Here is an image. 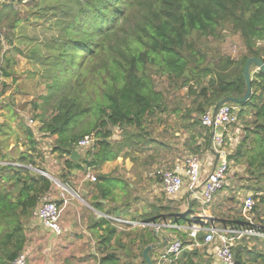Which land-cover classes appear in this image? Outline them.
Instances as JSON below:
<instances>
[{
  "label": "trees",
  "instance_id": "obj_1",
  "mask_svg": "<svg viewBox=\"0 0 264 264\" xmlns=\"http://www.w3.org/2000/svg\"><path fill=\"white\" fill-rule=\"evenodd\" d=\"M11 3L0 2V52L2 34L5 35L1 24L13 13ZM79 12L80 17L69 28L74 37L64 44L58 60L52 63L56 73L49 76L46 92L39 96L41 102H34L32 107L35 113L32 117L40 124V138L54 137L53 150L65 156L61 182L68 184L67 177L74 171H86L114 160L123 147L141 149L143 144L148 148L141 150L151 152L152 160L156 154L151 145L166 148L164 143L151 138L145 127L146 121L156 113H178L179 106L168 104L158 88L157 76L164 77L173 92L193 96L182 118L187 120L194 114L195 119L189 118L183 127H201L205 135L203 145L190 149L195 152L193 155L199 150L209 153L211 128L203 126L198 117L223 99L241 98L245 93L243 68L246 61L251 57L264 61V0H87ZM17 20L18 17L11 21V30ZM226 26L240 35L244 53L235 60L210 58L201 44L202 39L217 37L218 31ZM6 40L9 41L7 37ZM1 69L4 76H9L6 69ZM251 87L249 100L238 105V119L247 113L251 116L250 125L248 122L244 138L228 154L227 160L231 166L232 161L246 158L247 172L256 173L258 179H262L258 189H262L259 198L264 204V74H252ZM19 126L24 149L16 155L0 150V264H11L23 251L27 242L24 227L42 196L53 188L51 179L39 172L46 171L42 165L45 150L39 148L41 142L30 127L23 123ZM114 128L122 130L121 141H111ZM89 134L97 138L94 150L86 151L79 161L70 160L78 140ZM132 160L135 161L133 157ZM141 162L145 164V160ZM172 166L157 168L164 170ZM97 178L102 181L94 183L100 198L111 196L115 200L107 185L109 176L98 173ZM103 183L106 184L104 189ZM56 203L59 206V202ZM196 203L194 199L189 200L187 215L180 210L166 212L167 208H160L161 213H147L142 221L163 223L166 220L164 223L171 222L167 224L185 225ZM100 206L96 202L94 208L100 210ZM231 225L240 230L256 228L243 216L233 219ZM206 227H211L210 222ZM163 228L156 231L154 226H145L128 235L129 242L139 246L140 264H147L142 253L148 245L162 248L160 251L164 249L166 238L159 234ZM164 229L172 232L183 246L194 243L188 231ZM113 231L116 230L111 228L109 233ZM204 237L205 232L200 231L196 240L203 243ZM247 238L260 240L258 236L248 235L237 240L231 247L234 264L249 261L251 251L243 243ZM157 249L149 252L153 264H157L153 259ZM185 254L171 256L172 261L166 264H199L198 260L190 258L197 257L196 253L187 254L189 259L184 260ZM119 259L115 253L107 255L104 262L119 264ZM251 261L260 264L264 257L255 253Z\"/></svg>",
  "mask_w": 264,
  "mask_h": 264
},
{
  "label": "rangeland",
  "instance_id": "obj_2",
  "mask_svg": "<svg viewBox=\"0 0 264 264\" xmlns=\"http://www.w3.org/2000/svg\"><path fill=\"white\" fill-rule=\"evenodd\" d=\"M86 1L87 0H23L20 2L13 1L12 3L5 2L8 5L11 3L13 13L9 18L4 19L1 24L3 28L2 32L5 33V35L2 34V40L4 41L2 51L0 52V150L3 153L11 152L14 155L23 150L24 147L21 146V144L24 143V136L19 123H23L25 126L30 127L37 140L41 142L39 148L45 150L43 154L44 163H42V165L50 172L49 176L53 182V199L55 198L56 201L59 202V206H61L62 209L66 206V202H71L74 205L71 213L74 215L76 213V206H81L82 203L87 206L86 204L88 203L82 200L79 190L80 186L75 181V178L72 179L67 177L69 179L68 184H63L61 182L60 176L63 173V161L65 156L53 150L55 145L54 137L48 139L40 138L41 134L38 129L40 124L37 119H33L32 117L35 115L32 111V107L34 102H41L39 96L45 94L46 84L50 81L49 76L56 73L52 67V63L58 60V54L62 50L64 44L69 42L71 37H74L69 28L71 25H74L76 20L80 17L79 11ZM16 17H18V20L15 22L14 29L11 30L10 23L12 20H15ZM5 36L9 41L6 40ZM201 44L203 47H206L210 58L215 60L220 57H229L235 60L244 53L240 35L228 26L220 29L217 37L203 38ZM260 44L263 45V42H260ZM1 68L6 69L10 73L9 76H4ZM254 70L255 68H253L252 74ZM155 82L158 88L163 91L164 98L168 104L172 107L179 106L177 108L178 113H156L154 117L149 118L145 123L146 129L150 132V137L152 136L157 139L158 142L164 143L166 148L151 145L152 149L154 148V154H156L154 160L149 158V156L152 155L151 152L142 151L148 148L143 144H141V147L144 148H141L142 150L123 147L120 156L126 158L127 155H130L128 158L130 160L133 157L135 160L133 162L137 169H139V164L142 165L141 169L136 171L141 175L142 182L146 184L145 192L148 207H151V205L154 206L157 203L162 205L161 208H167L166 212L181 211V209L183 210L182 212H184V210H186L185 207L179 208V203H186V198L183 196L187 193L186 188H183V192H181L182 199L167 198L162 191L159 180L152 177L150 173L156 167L169 168L174 164L177 158L182 159L187 155L195 153L190 148L195 149L197 145H203L205 135L203 134L204 131L199 126H191L189 128L183 127L189 118L195 119L194 114L189 118L185 117L187 120L182 118L193 96L180 95L178 92H173L171 84H168L164 77L157 76ZM238 110L240 111L239 107ZM37 112L40 111L37 110ZM198 119L201 121V117H198ZM250 119L251 116L244 113L242 117L238 119L237 124L230 126V133L237 136V144L244 138L245 127L248 125ZM30 120H32V122H30ZM122 136V130L120 128H114L111 141L115 138L117 139L116 142L121 141L123 139ZM94 148L95 145L88 150H94ZM88 150H85L82 154L85 155ZM197 153L196 156L200 159L204 157L207 158L208 156V153L205 151L201 152V150H199ZM210 158L208 160H210ZM144 160L145 164L141 162ZM203 163L205 165V171L207 172L211 162L208 163L206 160ZM247 168L245 157L241 158L239 162L232 161L226 177V182L229 186H224L223 189L234 186H236V189L231 190V188H229L227 197L217 192L213 196L212 202L218 195V199L214 202L219 203V210L213 211V208H210L212 205L211 202L209 211H213L215 216L223 221L230 218H242L243 198H245L247 194H250L256 201V205L250 215L253 218L254 224L259 227L260 231L263 230L264 232V204L261 203L259 198L263 193L260 191L262 189H258L261 188L263 182L262 179H258L256 173L250 175L247 172ZM122 172H125V170L122 169ZM97 174V171L91 170V176L97 178ZM205 175L206 173H203V177ZM121 176L122 178L125 177L124 174ZM95 182H98V178L95 181H90V183ZM259 183H261V185H259ZM149 202H153V204ZM196 207L197 204H195L193 213ZM82 208L88 211V208ZM64 209L61 212V216L65 214ZM204 209L208 208L205 207ZM164 221L166 220H163L161 224H164ZM116 226L119 228V230L118 228L116 229L119 231L120 238V243L117 242V244L120 245L117 250V254L120 257L119 264H126L127 262H129V264L132 262L140 264L141 257L139 246L134 249L135 245L133 246L131 242H129L128 235L133 234L134 230L139 231L141 228L131 225V229L129 230V228L124 225L116 224ZM168 232L174 235L172 232ZM122 236L126 237L125 243H121L123 241L121 238ZM243 243L248 247V250L251 251V254L248 256L249 261H247V264L256 263L251 261L255 253H259L264 257V239L262 237H260V240L247 238ZM158 249L159 252L162 248ZM154 255V257H156L157 252ZM200 264H208V261L201 258ZM260 264H264V261Z\"/></svg>",
  "mask_w": 264,
  "mask_h": 264
},
{
  "label": "crops",
  "instance_id": "obj_3",
  "mask_svg": "<svg viewBox=\"0 0 264 264\" xmlns=\"http://www.w3.org/2000/svg\"><path fill=\"white\" fill-rule=\"evenodd\" d=\"M116 140L117 139L115 138L112 140V142H116ZM79 152L82 154L84 151L79 150ZM207 155V158L204 157L201 159L202 162L207 160V162L210 163V160H208L210 157L213 160L210 163V168L206 174H208L216 164V158L212 155ZM84 156L85 155L82 154V159ZM128 158L129 157L125 158L119 155L114 160L105 161L100 166L87 168L85 172L78 170L71 174L70 178H75V181L80 186L79 190L82 200H84V202L88 203L89 205L86 204L87 206H85L82 203L81 206H76V213L74 215L71 213L73 211L74 205L69 201L66 202V206L63 207V209L65 208V214L60 216L62 231L59 235L55 234V232L49 228L43 226L35 217L31 218V220L24 227L27 242L23 252L26 254L28 262L33 264H49L51 262L55 264H103L104 259L107 258V255L118 253L117 250L120 247V245L116 243L117 241L119 242V240H117V237L119 236V228L116 226V224L127 226L129 230L131 229V225L138 228L152 226L153 222H143L142 218L146 217L147 213H161L160 208L162 205L156 203L154 206L151 205V207H148L145 192L146 184L142 182L140 177L141 175L136 171L140 170L142 165L139 164V169H137L133 160ZM12 164L18 165L17 163ZM122 169H124L125 172H122ZM91 170L109 176L110 180L108 183H106L110 188L112 195H114L115 200H112L111 196H108L106 199L100 198L99 189H95L94 183H90L91 180L89 176H91ZM39 172L47 177H50V172L48 169H46L45 172ZM122 174H124V178H122ZM66 181L69 183V179ZM98 182L101 183L102 181L98 179ZM225 186L228 187L229 184L226 182ZM105 187L106 184L103 185V189ZM229 188H231V190H235L236 186ZM229 188H222L218 191V194H223L224 197H227ZM52 194L53 189L49 193V196H51L53 199ZM183 196L186 198V203L180 204L179 208L185 207L187 210L189 200L192 197H189L188 192ZM217 196L214 198L212 205L210 206V208H213V211L219 210V203L214 202L218 199ZM175 198L182 199V193H180L179 196H176ZM54 200L56 201L55 198ZM96 202L101 205L100 210L94 208ZM149 203L153 204V202ZM196 204L197 207L193 214H205V216H207L206 219H208H205L206 224L210 222L211 226L213 225L220 229L230 227L233 228L231 225V221L233 219L231 220L230 218L224 220V222L223 220H220L219 217H216L213 211H209V206L207 207L208 209H204L202 211L200 204L198 202ZM59 207L62 212L63 209L61 206ZM82 207L88 208V211ZM182 211L183 210L181 209V212ZM102 220H106V222L102 223ZM189 223H191V220L185 223V225H188ZM173 226L176 227L169 228H176L183 231L187 230L185 227H183L184 225ZM256 227L258 226L256 225ZM111 228L115 229L116 231L109 233ZM116 228H118V230ZM155 230L157 231V228H155ZM261 231L263 234V230ZM159 234H161L162 238H166V245L164 249L176 238V236L171 235L164 228L161 230V232L159 231ZM121 238L123 239L121 243H125L126 237L122 236ZM134 245V249L138 248V244L136 242ZM184 247L185 248L179 254V256H183L186 252L183 258L184 260L187 258L189 259L187 254L196 253L197 257L192 255L190 258L192 260H198L199 264L201 262V258H204L206 261H208V264H219L218 261L214 259L213 256L208 252V246H204L203 243H199L196 238L194 239V243H187V245ZM155 249H157V247H155ZM162 251H157V255L156 257H153V259H157L159 253ZM104 263L107 264V262Z\"/></svg>",
  "mask_w": 264,
  "mask_h": 264
},
{
  "label": "built area",
  "instance_id": "obj_4",
  "mask_svg": "<svg viewBox=\"0 0 264 264\" xmlns=\"http://www.w3.org/2000/svg\"><path fill=\"white\" fill-rule=\"evenodd\" d=\"M18 0H0V2H9ZM254 73L257 72L255 69ZM253 73V74H254ZM212 110L204 113L201 116V123L205 127L214 128V135L210 145L209 155L216 158V164L212 170L203 177L205 165L202 160L193 154L187 155L182 161L175 162L170 169L155 168L150 175L160 180L162 191L167 198H175L178 196L183 188L189 193L191 199L196 200L202 211L208 207L213 199V196L221 190L226 184V177L230 170V162L227 160L228 154L235 148L237 144V136L230 133V126L238 122V106L231 103H224L219 106L215 120H212ZM32 122V120H30ZM97 142V138L93 134L85 135L78 140L76 148L78 151H85L92 148ZM213 159L210 158V162ZM91 181H95L96 177L89 176ZM256 205L255 198L248 194L243 198L242 202V216L253 226L251 212ZM204 213V212H203ZM61 209L56 201L52 199L49 194L42 196L38 206L34 210L33 217L49 228L55 234L59 235L62 231L60 224ZM206 219L205 214L200 215ZM208 220V219H206ZM154 226V225H153ZM179 226V225H177ZM157 230L161 227L169 228L176 227L172 224H159L154 226ZM185 227V226H183ZM188 231L189 237L195 239L197 233L205 232L204 246H208V252L218 261L219 264H234V256L231 250L234 242L242 236H259L264 238V233L256 228L234 229L223 228L220 229L215 226L205 227L201 230L197 225L190 228L185 227ZM185 247L179 239L173 240L156 259L157 264H166L171 262L172 257H178ZM11 264H33L28 262L26 254L22 251L11 262ZM49 264H55L53 262Z\"/></svg>",
  "mask_w": 264,
  "mask_h": 264
},
{
  "label": "water",
  "instance_id": "obj_5",
  "mask_svg": "<svg viewBox=\"0 0 264 264\" xmlns=\"http://www.w3.org/2000/svg\"><path fill=\"white\" fill-rule=\"evenodd\" d=\"M253 68H255L257 70L258 73L264 74V61L260 58L257 57H251L249 58L243 68V77H244V82H245V93L244 95L239 98H233V97H228L226 99H223L221 101H219L212 110V120L214 122L215 120V116L217 113V110L219 108L220 105L224 104V103H231L233 105H240L244 102H246L247 100H249L251 94H252V87H251V78H252V70ZM213 135H214V128L211 129L210 132V139H209V144L211 145L212 143V139H213ZM70 160L72 161H79L82 159V154L77 150V149H73L70 153L69 156ZM85 160L87 161L88 159L85 158ZM50 178V177H48ZM190 211V206L188 205V209L185 210L184 212H182L181 214L183 215H187ZM190 220L191 223H189L188 225H184L187 228L192 227L193 225H197L199 227V229L203 230L206 227V220L204 218H202L200 215L197 214H193L190 215ZM160 223H153L152 226H157ZM155 245H148L147 247L144 248L143 250V258L145 259L147 264H153L151 258L149 257V252L153 249H155Z\"/></svg>",
  "mask_w": 264,
  "mask_h": 264
}]
</instances>
